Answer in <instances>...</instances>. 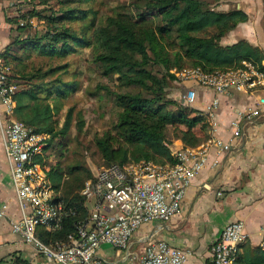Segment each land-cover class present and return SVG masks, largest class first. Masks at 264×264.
I'll use <instances>...</instances> for the list:
<instances>
[{"label": "trees", "instance_id": "1", "mask_svg": "<svg viewBox=\"0 0 264 264\" xmlns=\"http://www.w3.org/2000/svg\"><path fill=\"white\" fill-rule=\"evenodd\" d=\"M49 1L58 2L61 7L58 12L51 11L50 16H44L48 10L32 11L29 16L46 20L50 30L41 36L23 38L32 26H19L22 16L10 18L12 25H18L14 30L16 38L2 55L8 64L15 63L13 81L15 77L21 81L15 96V118L36 134L50 136L43 154L36 157V162L44 168L48 147L58 138L67 139L72 129V108L61 127L56 116L62 112L65 100L81 89L80 82H63L60 76L53 79L61 72L66 73L67 66L28 72L26 61L31 56H18L20 50L51 59H66L91 49L102 76L117 77L118 89L123 91L113 93L120 109L118 121L111 131L95 139L108 167L141 161L174 165L171 147L176 141L181 140L185 149H195L210 139L207 117L169 97V90L176 85L173 70L200 67L212 73L237 69L244 61L264 68V53L247 41L231 46L221 44L239 24L247 22L248 16L239 10L218 12L201 0H133L100 24L98 12L91 7L97 0H43L41 4L46 6ZM82 5L89 8L84 9ZM73 24H80V29H74ZM158 66L162 68L160 74L153 70ZM84 127L80 114L78 132ZM172 130L174 138L169 134ZM204 132L206 136L201 135ZM76 171L70 170V176ZM94 177L91 172L84 178L79 176L57 197L65 203L66 214L60 230L38 229V237L45 244L66 241L88 218L89 208L81 192L85 183ZM48 179L54 189L59 190L63 185L59 170L50 172ZM242 248L244 253L234 264H264L263 248L248 241Z\"/></svg>", "mask_w": 264, "mask_h": 264}, {"label": "built area", "instance_id": "2", "mask_svg": "<svg viewBox=\"0 0 264 264\" xmlns=\"http://www.w3.org/2000/svg\"><path fill=\"white\" fill-rule=\"evenodd\" d=\"M172 73L180 89L176 99L190 108L196 100L195 86L219 95L230 90L246 94L264 90V68L247 61L226 71L210 73L196 67L175 69ZM18 92L13 67L0 56V108L9 121L3 129L5 153L23 213L21 220L11 224L13 232L42 254L48 264H111L99 254L104 245L127 252L126 264H185L189 252L162 240H150L142 253L131 254L129 247L143 225L170 221L180 212L188 189L206 166L211 148L220 156L230 152L231 143L209 139L195 149L172 151L174 165L141 161L102 169L85 183L81 192L89 216L76 234L69 235L66 241L45 244L38 237V229L60 230L66 214L65 203L57 199L47 169L36 162L50 136L36 134L14 116ZM218 104L219 100H214L203 112L211 129L217 125L214 118ZM262 115L264 104L257 103L246 117L250 120ZM232 126L238 138L239 125L234 122ZM245 242L244 224L230 223L212 248L213 264H234L244 253ZM260 247L264 249V230Z\"/></svg>", "mask_w": 264, "mask_h": 264}, {"label": "crops", "instance_id": "3", "mask_svg": "<svg viewBox=\"0 0 264 264\" xmlns=\"http://www.w3.org/2000/svg\"><path fill=\"white\" fill-rule=\"evenodd\" d=\"M242 1L251 0L239 3ZM12 5L11 0H0V56L11 45L16 29L9 22ZM235 10L244 12L248 20L225 36L221 44L231 46L244 40L264 53V8L242 6ZM195 88L197 95L191 108L203 113L214 100H219L214 118L217 125L211 129L210 139L230 142L231 150L217 156L216 149L211 148L206 166L188 189L180 212L170 221L143 225L132 239L131 254L142 253L150 240H162L189 252L185 264H213V246L223 230L238 221L245 226L246 241L260 247L264 230V115L250 120L246 115L257 103L264 104V90L254 94L230 90L219 95ZM234 122L239 125L238 138L234 136ZM8 123L0 108V264H48L42 254L12 230L11 224L21 220L23 213L5 153L3 129ZM182 148L179 140L171 150ZM99 254L111 264L127 262V252H118L108 245Z\"/></svg>", "mask_w": 264, "mask_h": 264}, {"label": "rangeland", "instance_id": "4", "mask_svg": "<svg viewBox=\"0 0 264 264\" xmlns=\"http://www.w3.org/2000/svg\"><path fill=\"white\" fill-rule=\"evenodd\" d=\"M11 1L13 4L9 9L11 18L22 16L19 21V26H27V24L32 26L24 32L23 38L41 36L50 30L46 20H41L37 17L32 19L29 16L30 12L48 10L44 13V16H50L51 11L58 12L61 8L57 1H49V4L46 6L41 4L43 0ZM201 1L210 4L212 9L218 12L231 11L238 7L242 8V6H248L252 10L257 9V7L258 9L264 8V0H251L246 3H243V1L239 3V0ZM132 2L133 0H97L91 7L98 12L99 22L103 24L107 21L109 16L121 10V6L126 7ZM70 6L73 7L76 5L71 4ZM82 7L84 9L89 8L88 5H82ZM47 8L51 10L49 11ZM73 26L76 30L80 29V24H73ZM15 27L17 29L18 25ZM13 38H16L15 31L13 32ZM26 55L31 56L30 59L26 61V64H28V72L34 69L45 72L51 67L67 66L66 73L62 74L63 72H61L55 75L53 79L60 76L63 82H70L72 80L80 82L81 89L65 100V106L62 112L56 116L61 127L65 122L68 110L72 108V129L67 139H56L45 153V168L47 169V174L55 170H59V172L63 174L62 187L59 190L55 189L57 196L61 197L64 191L69 188V184H73L79 176L84 178L87 176L88 172H91L94 176L102 169L108 167L104 163L96 147L95 139L103 137L107 132L111 131L117 123L120 109L116 106L113 93H121L123 91L118 89L116 76L112 75L109 78L102 76L94 61L91 49L81 50L77 54L69 56L66 59L41 57L35 52H24L22 50L18 53L20 57ZM10 64L15 72V63ZM153 70L160 74L162 68L158 66L154 67ZM14 81L16 84H21V81L17 77H15ZM176 93H178V87L175 85L174 88L169 90V97L176 99ZM80 114H82V118L85 122V127L82 132H78L77 130ZM169 134L171 138H174V130L170 131ZM201 135L206 136L207 133L204 132ZM208 136H210V133H208ZM73 169H77V171L74 173L75 175L71 177L69 172Z\"/></svg>", "mask_w": 264, "mask_h": 264}]
</instances>
